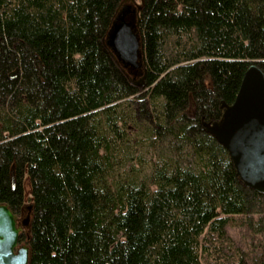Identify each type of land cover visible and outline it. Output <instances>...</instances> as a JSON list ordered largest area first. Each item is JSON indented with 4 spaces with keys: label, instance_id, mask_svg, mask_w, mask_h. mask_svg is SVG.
Here are the masks:
<instances>
[{
    "label": "trees",
    "instance_id": "obj_1",
    "mask_svg": "<svg viewBox=\"0 0 264 264\" xmlns=\"http://www.w3.org/2000/svg\"><path fill=\"white\" fill-rule=\"evenodd\" d=\"M123 1L0 0V204L28 182L30 264H264L227 232L264 236V195L201 130L264 74V0H141L135 81L104 44Z\"/></svg>",
    "mask_w": 264,
    "mask_h": 264
},
{
    "label": "water",
    "instance_id": "obj_2",
    "mask_svg": "<svg viewBox=\"0 0 264 264\" xmlns=\"http://www.w3.org/2000/svg\"><path fill=\"white\" fill-rule=\"evenodd\" d=\"M139 8L121 4L104 38L117 64L142 77L144 55L139 30ZM220 117L205 121L201 130L212 135L229 154L239 182L264 195V74L256 62L245 71L231 104L219 102ZM32 205H24L20 216L0 204V264H30L29 224ZM25 240L21 241L22 236Z\"/></svg>",
    "mask_w": 264,
    "mask_h": 264
},
{
    "label": "rangeland",
    "instance_id": "obj_3",
    "mask_svg": "<svg viewBox=\"0 0 264 264\" xmlns=\"http://www.w3.org/2000/svg\"><path fill=\"white\" fill-rule=\"evenodd\" d=\"M123 3L125 4H132L138 8L141 6V0H124ZM122 3V4H123ZM139 14V11H138ZM129 78L132 80H138L140 79V76H134L130 73H128ZM30 204L29 199V184L28 182L25 183V206ZM24 215L26 214V211L23 212ZM228 234L232 237V239L236 242L237 246L242 248L245 252L248 254H256L258 252V248L255 249L257 246V243H251L256 241L264 242V236H256L253 237V235L250 234V232L245 228L244 226H228L227 227ZM254 250V251H253ZM247 263L250 264L251 261L247 260Z\"/></svg>",
    "mask_w": 264,
    "mask_h": 264
}]
</instances>
